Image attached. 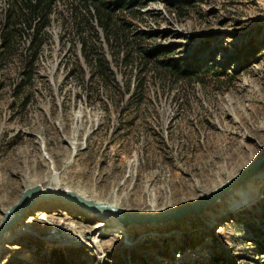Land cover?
Segmentation results:
<instances>
[{"label": "rangeland", "instance_id": "1", "mask_svg": "<svg viewBox=\"0 0 264 264\" xmlns=\"http://www.w3.org/2000/svg\"><path fill=\"white\" fill-rule=\"evenodd\" d=\"M145 2L127 19L134 50L147 34L142 47L195 58L205 68L199 78L143 68L134 52L135 64L115 67L102 42L119 90L96 79L86 86L71 22L84 7L55 0L31 85L14 99L29 46L27 34L15 38L0 62V223L26 189L47 180L127 211L176 208L264 153V0ZM7 5L0 0V25ZM138 79L143 96L131 101L126 84L133 90ZM251 187L199 215L150 226L115 227L65 203L38 202L2 238L0 264H264V170Z\"/></svg>", "mask_w": 264, "mask_h": 264}, {"label": "trees", "instance_id": "2", "mask_svg": "<svg viewBox=\"0 0 264 264\" xmlns=\"http://www.w3.org/2000/svg\"><path fill=\"white\" fill-rule=\"evenodd\" d=\"M78 5L84 7L83 14L76 8L72 15V29L74 35L79 38L80 56L85 66L89 69V79L84 78V72L78 59L75 67L80 73V81L86 86L96 79L98 82L111 83L119 90V85L115 82V76L110 69V64L105 58L102 42L105 43L111 61L115 67H127L134 63L132 53L138 56L137 65L147 68L156 67L159 64L165 71H169L175 76L190 80L199 78L204 72V66L195 58L189 60L188 57L174 59L169 55L173 52L169 47L158 46L155 49H146L143 43L147 34H140L137 38L138 45L132 47L129 27L132 26L128 18H131L132 11L139 14V9L145 5V0H75ZM155 1V0H151ZM55 0H8L7 7L3 10L0 25V62L11 54L14 47L15 38L21 34L29 37V46L26 50L23 63V73L20 82L14 87V99L20 96V90L30 87L34 68L43 45V38L51 25V15L53 13ZM130 9V11H128ZM95 22L97 28L102 33L103 41L100 42L96 28L91 24ZM89 30L92 39L82 34V31ZM90 35H88L89 37ZM164 59L157 61L158 58ZM107 81V82H106ZM89 82V83H88ZM141 80L133 90L126 84L125 92L130 93L131 101L143 96ZM194 247V244H189Z\"/></svg>", "mask_w": 264, "mask_h": 264}, {"label": "water", "instance_id": "3", "mask_svg": "<svg viewBox=\"0 0 264 264\" xmlns=\"http://www.w3.org/2000/svg\"><path fill=\"white\" fill-rule=\"evenodd\" d=\"M263 168L264 153L240 174L230 178L222 185L204 194L197 200L176 208H168L158 212L151 211L150 213L132 212L114 205L93 202L68 190L48 191L43 190L40 186H35L26 189L16 204L4 211L3 219L0 223V242L27 210L34 206L37 200L65 203L74 208H78L82 212H91L93 214L97 212H108L115 216L124 226H129L131 224L142 226L161 225L169 221L177 222L188 216L203 213L205 209H209L216 203H219L231 191L241 186L244 182L248 181V179L254 177V175L258 174Z\"/></svg>", "mask_w": 264, "mask_h": 264}, {"label": "bare ground", "instance_id": "4", "mask_svg": "<svg viewBox=\"0 0 264 264\" xmlns=\"http://www.w3.org/2000/svg\"><path fill=\"white\" fill-rule=\"evenodd\" d=\"M264 168L256 175H254V177L248 179V181L244 182L240 187L238 188H241L242 186H244L246 189H248V191H251L252 187V182L254 179H257L258 176L263 172ZM41 188L43 190H48V191H56L58 188L60 189V186H58L57 182L55 180H47L46 182H44L41 186ZM237 189V188H236ZM61 191V190H59ZM242 199H244L246 197V193H243L241 194L240 196ZM38 202H42V200H37L35 202V204H37ZM34 204V206H35ZM115 206V205H114ZM78 209V208H77ZM79 210V209H78ZM81 211V210H80ZM88 215H91V216H96L98 218H101L102 220H108L110 222H112V225L113 226H122L123 224H121L116 218L115 216H113L112 214L108 213V212H97L96 214H93L91 212H84ZM124 226V225H123Z\"/></svg>", "mask_w": 264, "mask_h": 264}]
</instances>
